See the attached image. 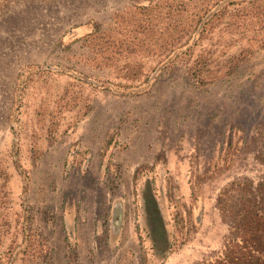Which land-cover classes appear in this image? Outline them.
<instances>
[{"label":"rangeland","instance_id":"1","mask_svg":"<svg viewBox=\"0 0 264 264\" xmlns=\"http://www.w3.org/2000/svg\"><path fill=\"white\" fill-rule=\"evenodd\" d=\"M151 1L17 0L0 14V264L223 250L221 190L264 175V46L249 41L264 43V0L174 62L172 0Z\"/></svg>","mask_w":264,"mask_h":264},{"label":"trees","instance_id":"2","mask_svg":"<svg viewBox=\"0 0 264 264\" xmlns=\"http://www.w3.org/2000/svg\"><path fill=\"white\" fill-rule=\"evenodd\" d=\"M16 1L0 0V14L8 11ZM244 2L248 4L232 8L233 5ZM254 2L255 0H172V18L169 24L172 26V44L170 48L163 47V51L172 55L174 62L179 56L178 51L186 54L192 52L207 34L229 16L232 18L228 24L240 28L234 18L251 15ZM152 3L149 0L143 7L149 8ZM261 13L255 14L256 17L260 18ZM249 41L264 46L262 38L252 36ZM246 57L247 55L240 56L238 59L242 61ZM199 79L203 77L199 76ZM256 158L264 164V143ZM218 207L223 219L229 222L230 233L219 255L197 264H264V175L258 178L243 176L227 183L219 194Z\"/></svg>","mask_w":264,"mask_h":264}]
</instances>
